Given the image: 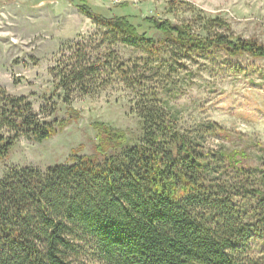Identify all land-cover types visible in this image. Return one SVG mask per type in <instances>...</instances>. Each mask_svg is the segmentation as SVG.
<instances>
[{
	"label": "trees",
	"instance_id": "obj_1",
	"mask_svg": "<svg viewBox=\"0 0 264 264\" xmlns=\"http://www.w3.org/2000/svg\"><path fill=\"white\" fill-rule=\"evenodd\" d=\"M66 1L101 31L62 47L48 100L77 119L75 97L119 81L136 93L142 133L128 145L124 132L96 124L98 156L9 169L0 178V264H82L85 256L102 264H264V168L211 147L224 132L215 123L181 127L166 99L183 61L264 59V45L228 34L218 19L201 34L189 22L107 19L89 0ZM120 46L141 57L123 61ZM58 111L52 103L35 112L0 87V160L20 139L43 143L64 131L73 120L52 119Z\"/></svg>",
	"mask_w": 264,
	"mask_h": 264
},
{
	"label": "rangeland",
	"instance_id": "obj_2",
	"mask_svg": "<svg viewBox=\"0 0 264 264\" xmlns=\"http://www.w3.org/2000/svg\"><path fill=\"white\" fill-rule=\"evenodd\" d=\"M89 2L94 12L107 19L128 15L137 24L146 18L174 25L189 22L201 34L207 21L218 19L230 26L228 34L264 45V0ZM100 31L70 1L0 0V87L11 97H26L35 112L57 103L59 111L52 119L73 120L64 131L43 143L20 139L8 157L0 160V178L15 167L44 171L69 163L75 154L98 156L96 124L124 132L128 145L137 142L142 130L134 111L136 93L119 81L95 95L75 97L72 110L77 119L71 118L58 98L48 100L54 86L51 71L62 47L98 37ZM149 34L157 41L162 38L153 31ZM117 53L125 62L134 63L141 57L121 46ZM211 59L214 62L203 58L182 62L174 78L175 95L166 98L169 107L178 113L180 126L185 129L208 123L219 125L224 132L212 136L211 147L243 152L246 165L264 168V59H232L220 54ZM82 264L102 263L85 256Z\"/></svg>",
	"mask_w": 264,
	"mask_h": 264
}]
</instances>
